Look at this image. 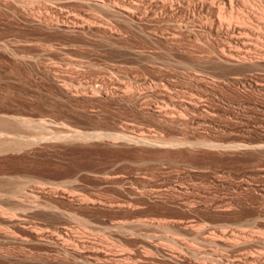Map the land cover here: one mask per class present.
<instances>
[{
  "label": "rangeland",
  "instance_id": "obj_1",
  "mask_svg": "<svg viewBox=\"0 0 264 264\" xmlns=\"http://www.w3.org/2000/svg\"><path fill=\"white\" fill-rule=\"evenodd\" d=\"M50 1L0 0V264H264V0Z\"/></svg>",
  "mask_w": 264,
  "mask_h": 264
},
{
  "label": "bare ground",
  "instance_id": "obj_2",
  "mask_svg": "<svg viewBox=\"0 0 264 264\" xmlns=\"http://www.w3.org/2000/svg\"><path fill=\"white\" fill-rule=\"evenodd\" d=\"M14 1H21V3L23 2V0H14ZM25 1V0H24ZM51 1H55V0H51ZM50 1V2H51ZM75 1H78V2H85V4H89L88 6H92V7H94V8H105L106 9V12H107V16L108 17H110V18H112V17H114V18H116V19H118V20H126V21H129L130 23L132 22V23H134L133 21H135L137 18H139L140 17V15L143 13V9H144V5H145V0H57V2H58V6H56V9H58V10H60L61 12H62V9L63 10H65V8H69V5L71 4V2L72 3H74ZM156 1H158V0H156ZM27 2H29V1H27ZM27 2H24V3H27ZM32 2V1H31ZM48 2V1H47ZM56 2V3H57ZM162 2H164V0L162 1ZM162 2H161V4H162ZM182 2V1H181ZM230 2H232V0H230ZM77 3V2H76ZM169 3V2H168ZM18 4V3H17ZM23 4V3H22ZM29 4H30V2H29ZM20 5V4H19ZM27 5H28V3H27ZM73 5V4H72ZM156 5H157V3H156ZM160 5V4H159ZM166 5V4H165ZM180 5H181V3H180ZM231 5V9H229V12H227V13H224L223 14V16H225V17H223L222 15H220L221 13L219 12L220 11V9H219V16L220 17H223L224 19L225 18H230V20H232L233 18L234 19H236L235 20V22H238L239 23V25L237 24V25H235V27H238L239 29H241V32H242V30L245 28V26H247V28H248V20H247V18H246V15L245 14H243L241 11H237V12H234V8L235 7H233L234 5L231 3L230 4ZM46 6H48L49 8H51L52 6H54V5H51V4H49V5H47L46 4ZM79 6V5H78ZM158 6V5H157ZM162 6V5H161ZM163 6H164V3H163ZM167 6V5H166ZM183 5H181V7H182ZM47 7V8H48ZM71 7V6H70ZM73 7H75V6H73ZM77 7V6H76ZM221 7V6H220ZM159 8V7H158ZM52 9V8H51ZM53 9H55V8H53ZM150 9V8H149ZM223 9V8H222ZM57 10V11H58ZM79 10V9H78ZM216 10V9H215ZM262 10V9H261ZM56 11V10H55ZM151 11V10H150ZM156 11V10H155ZM223 11V10H222ZM69 12V11H68ZM79 12H81V11H79ZM223 12H225V11H223ZM263 12V11H262ZM261 12V13H262ZM65 13V12H64ZM75 13V12H74ZM74 13H72L71 12V14H70V12H69V14H61L60 16H62V18H60L61 19V22H59L60 20H58L56 23L53 21V18H52V16L50 17L51 19V25L53 24V28H56L57 27V30L59 29V30H62V32L64 31V32H79V31H81V33H82V31H84V32H87V30H86V27L88 28L89 26H91L90 24H91V21H92V15L91 16H84L85 17V19L86 18H90V20L91 21H89V22H87L86 20L84 21V18L83 17H81V16H79L80 15V13H79V15H77L76 13L74 14ZM78 13V12H77ZM148 13V12H147ZM84 14V13H83ZM145 14V13H144ZM152 14V13H151ZM153 14H155V13H153ZM218 14V13H217ZM44 15H46V14H44ZM85 15V14H84ZM89 15V14H88ZM261 15H263V14H261ZM50 16V15H49ZM59 16V17H60ZM264 16V15H263ZM218 17V16H217ZM220 17H219V19H220ZM38 18V17H37ZM47 18H48V16H47ZM92 18V19H91ZM95 18H97L96 16H95ZM232 18V19H231ZM31 19V18H30ZM41 19V18H40ZM39 20V19H38ZM47 20V19H46ZM49 20V21H50ZM56 20V19H55ZM87 20H89V19H87ZM218 20V19H217ZM41 21V20H40ZM43 21V20H42ZM94 21H96V23H97V21H98V19H94ZM115 21V20H114ZM142 21V20H141ZM222 21V20H221ZM33 22V21H32ZM35 22V21H34ZM38 21H36V23H37ZM47 22V21H46ZM59 22V23H58ZM85 22H87V23H85ZM93 22V21H92ZM247 22V23H246ZM39 23V22H38ZM40 23H42L43 24V22H40ZM45 23V22H44ZM84 23L85 24H87V25H84ZM115 23H117V22H115ZM181 23V22H180ZM48 24H49V22H48ZM49 24V26H51ZM118 24V23H117ZM126 24H129L128 22H126ZM125 24V25H126ZM93 25H95L94 23H93ZM98 25V24H97ZM122 25V24H121ZM206 25V24H205ZM231 25H233L232 23H231ZM103 26V25H102ZM123 26V25H122ZM127 26V25H126ZM129 26H131V24L129 25ZM138 26H140V25H138ZM95 27V26H94ZM98 27V26H97ZM229 27H230V25H229ZM254 27V26H253ZM52 28V29H53ZM89 28H91V27H89ZM132 28H133V24H132ZM135 28V27H134ZM143 28V27H142ZM141 28V30H143ZM233 29H235L234 28V26L232 27ZM251 28V27H250ZM249 28V29H250ZM49 29V28H48ZM100 29V28H99ZM193 29V28H192ZM249 29H247V30H249ZM86 30V31H85ZM151 30V29H150ZM153 30V29H152ZM225 30V29H224ZM236 30V29H235ZM246 30V29H245ZM244 30V31H245ZM228 31V30H227ZM226 31V32H227ZM251 31H252V28H251ZM57 32V31H56ZM98 32V31H97ZM148 32V31H147ZM231 32V31H230ZM229 32V33H230ZM239 32V31H238ZM246 32V31H245ZM244 32V33H245ZM154 33V32H153ZM220 33V32H219ZM69 34V33H68ZM71 34H74V33H71ZM86 34V33H85ZM168 34V33H167ZM173 34V33H172ZM65 35V34H64ZM77 35V34H76ZM96 35V34H95ZM147 35V34H146ZM148 35H151V34H148ZM169 35V34H168ZM176 35V34H175ZM152 36H153V34H152ZM159 36V35H158ZM158 36H157V38H158ZM233 36H234V33H233ZM233 36L231 35V37H230V39H231V41H232V39H233ZM238 36V35H237ZM236 36V37H237ZM79 37V36H78ZM81 37H83V36H81ZM164 37V39H167V37L165 38V36H163ZM174 37V36H173ZM151 38V37H150ZM227 38V37H226ZM229 38V37H228ZM238 38V37H237ZM153 39V38H152ZM75 40V39H74ZM239 40V39H238ZM237 40V41H238ZM155 40H153V42H154ZM175 41V40H174ZM242 41V40H241ZM79 42V41H78ZM81 42V41H80ZM179 42V41H178ZM230 42V41H229ZM65 43V42H64ZM158 43V42H157ZM163 43H165V42H163ZM231 43V42H230ZM244 43V42H243ZM171 44V43H170ZM236 49H238V48H236ZM231 52H233L232 51V49H231ZM230 52V53H231ZM221 53V52H220ZM225 53H226V51H225ZM227 54V53H226ZM239 54H241V53H239ZM222 55V54H221ZM230 55V54H229ZM231 55H232V53H231ZM233 56V55H232ZM236 56H237V54H236ZM264 56V55H263ZM231 57V56H230ZM238 57H239V55H238ZM208 58H209V56H208ZM214 58H216V57H214ZM222 58V57H221ZM229 61H230V59L228 58V57H226ZM233 58V57H232ZM231 58V59H232ZM235 58V57H234ZM210 59V58H209ZM264 59V58H263ZM204 60V59H203ZM202 60V61H203ZM214 60V59H213ZM222 60V59H221ZM244 60V59H243ZM208 61V60H207ZM224 61V60H223ZM227 61V60H226ZM263 61V60H262ZM225 62V61H224ZM228 62V61H227ZM231 62V61H230ZM234 62V61H233ZM247 62V61H246ZM251 62V61H250ZM259 62H261V61H259ZM258 62V63H259ZM205 63V62H204ZM216 63V62H215ZM218 63V62H217ZM257 63V64H258ZM238 64H239V62H238ZM249 64V63H248ZM205 65H206V63H205ZM213 65V64H212ZM222 65H223V63H222ZM224 65H225V63H224ZM233 65V64H232ZM245 65H247V64H245ZM215 67H216V65H215ZM225 68V67H224ZM227 68V67H226ZM233 76V75H232ZM234 78H238V75H236ZM231 79V78H230ZM167 114V113H166ZM165 115V114H164ZM172 121V120H171ZM28 120L27 119H18V123H20V124H22V125H28ZM17 123V122H16ZM16 123H14L15 125H16ZM144 133V132H143ZM140 134H142L141 132H140ZM146 134V133H145ZM3 136V137H2ZM2 136H0V147H1V145L3 144V143H5V142H7L8 140H9V138L10 137H4V135H2ZM136 137V136H135ZM148 137V136H147ZM147 137H145V136H142L141 138V140H143V138H144V140H146L145 138H147ZM152 138H154V137H152ZM157 138V137H156ZM15 140H19L20 139V135H19V133L17 134V136H16V138H14ZM139 139V138H138ZM140 140V139H139ZM144 140L142 141L143 143H144ZM154 140H155V138H154ZM154 140L152 139V141L154 142ZM159 140V139H158ZM174 140V139H173ZM160 141V140H159ZM164 141V140H163ZM163 141H161V142H163ZM168 141V140H167ZM170 141H171V139H170ZM170 141H169V143H170ZM175 141V140H174ZM178 141V140H177ZM182 141H184V140H182ZM200 141H202L201 143H203V141H205V140H200ZM200 141H199V143H200ZM147 142H148V140H147ZM150 142H151V139H150ZM157 142V141H156ZM165 142V141H164ZM198 142V141H197ZM196 142V143H197ZM145 143H146V141H145ZM152 143V142H151ZM175 142H173V144H174ZM180 143H182V142H179V144ZM184 143H186V142H184ZM198 143V144H199ZM7 144H8V142H7ZM152 144H154V143H152ZM162 144V143H161ZM163 144H165V143H163ZM167 144V143H166ZM171 144V143H170ZM176 144H177V142H176ZM176 144H174V146L176 145ZM192 144H194V143H192ZM155 145V144H154ZM158 145V144H157ZM178 145V144H177ZM194 145H196V144H194ZM261 145V144H260ZM260 145H257L258 147L260 146ZM169 146V145H168ZM172 146V145H171ZM238 146V145H237ZM236 146V147H237ZM245 146H247V144H245ZM253 147L254 146H252V149H253ZM256 147V146H255ZM261 147V146H260ZM262 147H264V145L262 146ZM2 148V147H1ZM234 148H235V146H234ZM249 149V148H248ZM260 150H262V149H260ZM20 188H22L21 186H20ZM18 191V190H17ZM17 191H16V193H17ZM22 191H24L23 189H22ZM21 191V189H20V193L22 192ZM14 193H15V191H14ZM13 193V194H14ZM22 194V193H21ZM34 195H36V194H32V196H34ZM26 196V195H25ZM29 196H31L30 194H29ZM37 196V195H36ZM26 197H28V196H26ZM35 197V196H34ZM187 226V225H186ZM191 226V225H190ZM65 228V227H64ZM195 228V227H194ZM199 232V231H198ZM61 235L60 236H62V235H64L63 237H66L65 239H67V238H70V235L69 234H67V232L65 233V232H63L62 231V229L60 230V232H59ZM42 235V234H41ZM43 236V235H42ZM42 236H39V237H42ZM210 237V236H209ZM232 237V236H231ZM216 238V237H215ZM228 238V237H227ZM233 238H235V237H233ZM206 239V238H205ZM204 239V240H205ZM210 240V239H209ZM208 240V241H209ZM230 240V239H229ZM226 241V240H225ZM236 241H238V240H236ZM210 242H212L211 240H210ZM221 242V241H220ZM64 243H65V241H64ZM63 243V247L65 248L64 250L65 251H71V250H73L72 252H74V250H76L75 248L73 249V248H70L71 246H68V245H66V244H64ZM213 243H214V241H213ZM216 243V242H215ZM228 243V242H227ZM237 243V242H236ZM218 244H220V243H218ZM222 245V244H221ZM225 246V245H224ZM74 247V246H73ZM76 247V246H75ZM231 247H233V246H231ZM63 250V249H62ZM67 253V252H66ZM96 253V252H95ZM72 254V253H71ZM71 254H69V255H71ZM74 255V254H73ZM81 255V254H80ZM81 256H83V255H81Z\"/></svg>",
  "mask_w": 264,
  "mask_h": 264
}]
</instances>
